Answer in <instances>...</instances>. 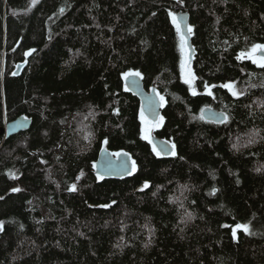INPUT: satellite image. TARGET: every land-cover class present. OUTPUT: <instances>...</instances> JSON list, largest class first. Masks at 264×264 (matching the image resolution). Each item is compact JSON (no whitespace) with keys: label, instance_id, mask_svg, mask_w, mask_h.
<instances>
[{"label":"trees","instance_id":"1","mask_svg":"<svg viewBox=\"0 0 264 264\" xmlns=\"http://www.w3.org/2000/svg\"><path fill=\"white\" fill-rule=\"evenodd\" d=\"M177 10L193 27L196 96ZM253 44H264V0H0V127L31 118L0 134V264L264 263V68L236 59ZM127 71L164 97L154 133L176 156L141 139ZM207 107L228 121L201 120ZM102 146L135 171L98 179ZM236 224L252 234L233 239Z\"/></svg>","mask_w":264,"mask_h":264},{"label":"water","instance_id":"2","mask_svg":"<svg viewBox=\"0 0 264 264\" xmlns=\"http://www.w3.org/2000/svg\"><path fill=\"white\" fill-rule=\"evenodd\" d=\"M173 13L177 16L178 21L181 24L182 30L186 33L185 25H190L189 13L187 11L182 10L173 11ZM189 47L191 49L190 60H192L195 49L192 44L191 35L188 36L186 44L187 56ZM259 54L264 55V53L260 52ZM17 65H19V67H17ZM24 65L25 61L17 63L12 74L15 73V75H18ZM125 85L127 89L139 99L141 109L143 110L144 114L152 121L157 120L158 116L161 113V107L158 106L156 91H152V89L155 88L151 87L149 88V90H147L144 87L142 77L135 76L128 77V79L125 80ZM221 114L225 115L222 111H218L210 107L204 108V111L201 112V115L204 117L205 120L212 122H215V117ZM30 123L31 118L27 117L24 114H21L16 118L7 121L5 125L1 126L0 134H3V137L6 138L12 134H16L20 131L26 130L29 127ZM152 142L156 146L157 150L161 152V155H170L165 153V150H167V152L169 153L172 150V144L168 140L158 135H154L152 137ZM112 153L113 152L107 149L105 146L101 147L98 152L97 159L95 161V173L97 175L107 178H121L126 175H129L128 172L131 171L133 162L130 154L121 151L118 153H126L127 155L114 156L112 155Z\"/></svg>","mask_w":264,"mask_h":264},{"label":"snow or ice","instance_id":"3","mask_svg":"<svg viewBox=\"0 0 264 264\" xmlns=\"http://www.w3.org/2000/svg\"><path fill=\"white\" fill-rule=\"evenodd\" d=\"M32 3L33 4L37 3V0H32ZM177 3L182 4L183 0H177ZM60 12L63 13V9H60ZM153 15H155V13ZM168 16L170 17L172 24L175 26L177 35H178L179 40H180V45H179L180 46V53H181L180 71H181V76L183 78V82L188 85L189 90L191 91V94L193 96H196L197 92L195 91V89L193 88V85H192V81L194 79V76L191 73L190 69H188V64H189L190 56H191L190 47L188 48V59L184 58L187 39H188V36H190L192 34L193 27L191 25H185V28H186V33H185L181 28V24L178 21L177 16L171 11L168 12ZM34 51H35V49H31V50L25 52L24 53L25 57L30 56L32 54V52H34ZM258 52L264 53V44H253L251 49L248 50L247 52L241 51L236 56V59L238 61H242L244 59H247V60H250L253 64H256L258 67L264 68V55L257 56L256 53H258ZM17 67H19V65H17ZM13 75H15V73H13ZM130 76L141 77L142 74L139 71H135V72L127 71V72L123 73V78L125 80H127L128 77H130ZM212 87H215V85L209 86V85L205 84V90H206L207 95H209V96L212 95V92H211ZM220 87L227 89L231 93V95L234 97H237V96L242 94V93H238L237 91H235L234 82L224 83V84L220 85ZM125 90H127V88ZM152 91L155 92V89H152ZM157 99H158V106L164 107V104H165L164 97L160 96L157 93ZM153 111H154V109H153ZM203 111H204V109H201V112H203ZM200 119L203 120L204 117L201 116ZM140 120H141V124L144 125L141 128V139L147 140L151 144L152 141H151V138L149 136V133H150L152 127H159L160 125H162L164 122V118L161 116V117H159L158 120H155L152 122L146 121L144 118L143 110H141ZM227 121H228L227 115L221 114V115H218L215 117V122H217V123H226ZM249 142L251 143L252 141H249ZM104 143H107V140H105ZM175 147L176 146L173 144L171 152L169 153V152H167V150H165V153L170 154L172 156H176ZM152 150L157 156L161 155V152L158 151L155 146H153ZM112 155L120 156V155H127V154L126 153H112ZM93 167H96V166L93 165ZM135 169H136V165H135V161H133L132 162V169H131V171L128 172V174L131 175L135 171ZM257 170L259 171L260 169H257ZM9 175L13 179L16 178L12 173H9ZM97 178L103 179L102 176H98ZM77 179H79V177H77ZM148 187H149L148 182H145L143 185V188L141 190H143L144 188H148ZM76 190H77L76 184H72L68 188V191H70V192H75ZM11 191L19 192V191H21V189L20 188H13ZM213 192H215V189L213 190ZM0 199H3V197H0ZM108 206L109 205H103V207H108ZM189 218H190V214H189ZM2 224H3V222H0V230H2ZM237 229H242L245 233L252 234L249 232V225L248 224H236L235 227L232 229L233 239L236 238V230ZM149 231H151V229ZM147 246L148 245L146 244L145 247H147Z\"/></svg>","mask_w":264,"mask_h":264},{"label":"rangeland","instance_id":"4","mask_svg":"<svg viewBox=\"0 0 264 264\" xmlns=\"http://www.w3.org/2000/svg\"><path fill=\"white\" fill-rule=\"evenodd\" d=\"M256 55L257 56H260L259 55V52L258 53H256ZM185 59H188V56H187V50L185 49V57H184ZM191 61V60H190ZM188 69H190V66H189V64H188ZM187 71V70H186ZM190 71H191V69H190ZM191 73H192V71H191ZM192 83H193V81H192ZM206 91V90H205ZM4 112V111H3ZM141 113V112H140ZM4 116H3V120H4ZM144 118H145V120L146 121H149V122H152L145 114H144ZM141 126L143 127L144 125H142L141 124ZM155 128H157V127H152V129H151V131H150V133H149V136H150V138L153 136V134H154V132H155ZM152 144V143H151ZM152 146H154L153 144H152ZM115 153H118V152H115Z\"/></svg>","mask_w":264,"mask_h":264},{"label":"bare ground","instance_id":"5","mask_svg":"<svg viewBox=\"0 0 264 264\" xmlns=\"http://www.w3.org/2000/svg\"><path fill=\"white\" fill-rule=\"evenodd\" d=\"M157 149V148H156Z\"/></svg>","mask_w":264,"mask_h":264}]
</instances>
